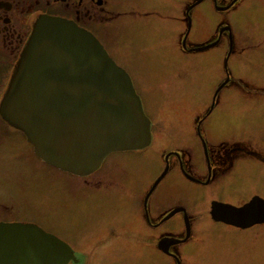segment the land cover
<instances>
[{
    "label": "rangeland",
    "instance_id": "rangeland-1",
    "mask_svg": "<svg viewBox=\"0 0 264 264\" xmlns=\"http://www.w3.org/2000/svg\"><path fill=\"white\" fill-rule=\"evenodd\" d=\"M178 1L167 0V8L164 9L170 16L180 15L179 10L183 5H180L182 0ZM115 7L119 10L120 3ZM215 17L217 19L205 18L200 23L202 30L197 32L196 39L205 40L210 29L220 25V17L217 14ZM134 19L125 18L122 22ZM155 19L161 26H154L151 30L147 25L127 30L123 24L116 26L115 22H107L102 27L91 22L88 26L102 39L120 67L135 79L143 97L148 95V113L154 124L153 143L139 156L154 169L148 173L147 168L141 171L144 173L138 179V187L134 186L137 181L129 180L138 170L131 166L128 159L132 157L128 155L117 156L119 160L116 161L113 158L89 179L96 182L103 179L105 183L102 186L89 187L84 180L62 174L43 164L22 133L9 132V138L0 135V222L43 226L75 249L77 261L70 264H176L158 249V240L163 236L160 231L153 230V240H150V231L136 216L133 203L135 200L142 202L164 167V156L171 150L181 148L179 142L190 136L189 126L196 124L199 116L207 112L217 88L226 79L223 69L227 51H220V56H216L217 52L187 56L180 46L185 27L182 29L179 24L167 21L163 28L161 19ZM231 61L241 71L240 62ZM11 69L9 60L0 87L5 85ZM234 90L240 89L237 86L227 88L220 95L219 108L214 109L212 114V126L230 124L232 129L243 128L249 133L256 130L253 134L264 136V98L236 99L228 94ZM233 106L236 107L228 110ZM1 125L4 127L0 121ZM243 132L239 134L240 137ZM259 147H264V143ZM132 156V160L137 158V154ZM119 161L124 162L120 165ZM258 176L264 177L263 165L245 169L244 174L239 176L243 183L234 186L229 199H237L241 194L246 196L238 197L237 200L242 202L256 191L264 198V181ZM180 180L184 181V178L181 176ZM213 197L209 190L204 192V197L198 198L194 190L174 188L154 198V203L163 210L190 202L194 217L200 219L198 237L194 238L203 239L205 244L196 250L187 247L181 262L264 264V226L244 233H226L225 229L213 226L208 222L210 218L207 215L209 201ZM159 212L154 211L155 220L159 219ZM169 227L177 231L181 229L175 220L171 221ZM229 237L233 238L231 243L224 245ZM95 246L96 249L92 248ZM219 248H222L221 252L216 251Z\"/></svg>",
    "mask_w": 264,
    "mask_h": 264
},
{
    "label": "flooded vegetation",
    "instance_id": "flooded-vegetation-1",
    "mask_svg": "<svg viewBox=\"0 0 264 264\" xmlns=\"http://www.w3.org/2000/svg\"><path fill=\"white\" fill-rule=\"evenodd\" d=\"M119 3L120 7L117 10L115 5ZM180 5H183L182 9L179 10L180 15L170 16L167 13L168 11L164 9L167 8V0H0V82L5 76L6 63L9 60L10 67H12L6 81L7 83L5 82V85L0 87V121L4 126H0V135L9 138V132H19L24 135V139L28 144L30 143L27 141L25 134L11 126L4 119L2 106L11 79L23 58L32 31L38 20L43 16L71 20L79 27L90 31L101 42L118 65L119 62L110 53V50L107 49L102 39L88 27L91 22L101 27L107 22H115L116 26L123 24V27L127 30H134L138 25H147L149 30H151L154 26L157 28L161 26L159 25L160 23H157L158 20L155 19L159 18L162 21L163 28L166 27L167 21L171 22V24H179L182 29L185 27L186 32L183 31L185 33H182L180 46L187 56L194 54L193 56L197 57L209 52H217L216 56H220V51H227L223 69L226 79L217 88L207 112L203 116H199L196 124L189 126L190 129L188 131L190 136L183 141H181L182 139L180 140L181 142L179 143L181 144L179 146L181 148L171 150L164 156V167L142 202L135 200L133 203L135 210H137L136 216L139 217L141 222L150 231V240H153V230L160 231L163 236L158 240V249L164 255L173 259L176 264H183L181 257L183 258V254L187 253V247L191 246L190 249L196 250L197 247L199 248L205 242H203V239L195 240L194 238L195 236L198 237L197 226L200 219L194 217L195 213L191 210V203L188 202L184 206L178 205L168 210L160 209L154 203V198L163 192L166 193L174 188H186V190H194L195 194L200 198L204 197L206 190L211 191L214 197L209 201L210 209H208L207 215L210 221L208 222L220 229H225L226 233H244L257 226H264L263 223L243 229L213 218L212 211L217 205L216 203L241 208L250 203L254 198L259 197L264 200L263 196L257 191L248 200L242 202L237 200L238 197L246 198V196L241 194L238 195L237 199H229L230 195L233 194L232 190L234 186L237 183L239 185L243 183L239 179V176L244 174L245 169L250 166H264V147H259V144L264 143V136L253 134L254 132L256 133V130L249 133L248 130H244L243 128L240 130L232 129L230 124H220V127H214L211 123L214 109L219 108L217 106L221 100L220 95L227 88L239 87V91L234 90L228 93L236 99L264 98V0H182ZM132 9L134 10L130 11ZM216 14L218 18L220 17V25L218 27L214 25L208 32L205 40L202 39L203 41H200L196 39L197 32H201L202 30L200 23L205 18L210 19V17H214L215 19ZM125 18L135 19L132 20L133 22L126 20L123 23L122 19ZM259 19L261 21H258ZM207 23L210 24V21ZM130 59L134 60V58ZM232 59L240 62L241 71H239L237 65L231 64ZM257 66L259 68L255 69ZM248 68H251V70H248ZM131 79L137 94L141 98L144 111L151 121V131L152 135H154V124L148 113L150 110L149 100L147 99L148 95L147 97H143V94L137 88L135 79L132 77ZM235 107H229L228 110H233ZM242 132V137H240L239 134ZM152 143L153 136L151 144L143 150L119 151L109 154L103 160L100 167L87 176H78L59 170L44 162L36 155L35 151L34 153L46 166L62 174L82 179L84 180V184L89 187L95 185L102 186L105 183L103 179L97 182L89 179L96 176L113 158L116 161L119 160L116 158L117 156L128 155L132 157L128 159L131 166L135 170H140V173L136 171L129 177L130 181H137V184L134 186L138 187V179L144 173H141V171L147 168L148 173L154 169L150 163L142 160L139 156L146 149L150 148ZM132 154H137L135 156L137 158L132 160ZM123 162L119 161L120 165ZM181 176L186 183L180 180ZM258 177L264 181V177ZM142 183L143 181H141ZM259 188L260 184L257 190ZM155 210L160 211L158 214L159 219L157 220L154 219ZM174 220L180 224V231L172 230L169 227L171 221ZM25 224L37 225L46 232L51 233L39 224ZM51 234L55 235L54 233ZM232 239L229 237L226 240L228 242H225L224 245L231 243ZM65 242L67 243V241ZM71 248L74 251L75 257H77V252L72 246ZM222 248L216 251L221 252ZM232 252L233 250L231 254H233ZM229 258L231 259V257Z\"/></svg>",
    "mask_w": 264,
    "mask_h": 264
},
{
    "label": "water",
    "instance_id": "water-1",
    "mask_svg": "<svg viewBox=\"0 0 264 264\" xmlns=\"http://www.w3.org/2000/svg\"><path fill=\"white\" fill-rule=\"evenodd\" d=\"M47 164L78 176L113 152L152 142L151 121L130 75L101 42L75 22L43 16L36 23L2 106ZM213 218L248 229L264 223V200L216 203ZM71 246L34 224L0 222V264H70Z\"/></svg>",
    "mask_w": 264,
    "mask_h": 264
},
{
    "label": "bare ground",
    "instance_id": "bare-ground-1",
    "mask_svg": "<svg viewBox=\"0 0 264 264\" xmlns=\"http://www.w3.org/2000/svg\"><path fill=\"white\" fill-rule=\"evenodd\" d=\"M151 134H152V131H151ZM152 136H153V135H152ZM96 170H97V169H96ZM96 170H95V171H96ZM14 223H17V222H14ZM92 248L96 249V248H97V246H95V247H92Z\"/></svg>",
    "mask_w": 264,
    "mask_h": 264
}]
</instances>
